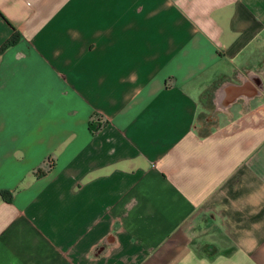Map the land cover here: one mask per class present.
<instances>
[{
  "label": "crops",
  "instance_id": "obj_1",
  "mask_svg": "<svg viewBox=\"0 0 264 264\" xmlns=\"http://www.w3.org/2000/svg\"><path fill=\"white\" fill-rule=\"evenodd\" d=\"M15 30L0 264H264V0H0Z\"/></svg>",
  "mask_w": 264,
  "mask_h": 264
},
{
  "label": "trees",
  "instance_id": "obj_2",
  "mask_svg": "<svg viewBox=\"0 0 264 264\" xmlns=\"http://www.w3.org/2000/svg\"><path fill=\"white\" fill-rule=\"evenodd\" d=\"M20 40V33L18 31H14L13 34L4 42L1 46L0 51L5 50L6 48L16 44ZM40 174V172H38ZM1 195L4 199L11 200L12 199V192L7 189L1 190Z\"/></svg>",
  "mask_w": 264,
  "mask_h": 264
}]
</instances>
